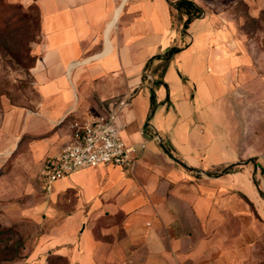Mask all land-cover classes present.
Here are the masks:
<instances>
[{
	"label": "crops",
	"instance_id": "crops-1",
	"mask_svg": "<svg viewBox=\"0 0 264 264\" xmlns=\"http://www.w3.org/2000/svg\"><path fill=\"white\" fill-rule=\"evenodd\" d=\"M32 1L36 110L17 120L48 129L23 133L43 135L34 157L57 154L74 122L122 98L115 125L139 157L131 174L100 166L53 182L45 192L60 222L43 239V260L67 257L57 227L76 213L74 264H264V199L247 163L258 152H244L228 130V101L254 70L235 50V24L206 11L182 33L169 0ZM171 47L179 50L159 74Z\"/></svg>",
	"mask_w": 264,
	"mask_h": 264
},
{
	"label": "rangeland",
	"instance_id": "rangeland-1",
	"mask_svg": "<svg viewBox=\"0 0 264 264\" xmlns=\"http://www.w3.org/2000/svg\"><path fill=\"white\" fill-rule=\"evenodd\" d=\"M203 6L204 12L215 14L222 23L235 24V50L247 54L245 66L254 69L239 87L237 101H228L226 113L233 142L244 152H258L247 163L255 165L253 180L264 199V0H203ZM39 33L38 10L32 0H0V264H74L70 261L82 227L76 213L60 224L56 236L71 251L63 253L67 257L48 254L43 260L47 254L43 239L60 222L59 214L50 219V208L58 206L45 192L46 158L34 157V153L40 155L35 143L43 135L23 133L48 129L35 125L31 118L29 122L26 117L17 120L22 112L36 110L31 66L35 60L32 45ZM20 127L14 136L12 132Z\"/></svg>",
	"mask_w": 264,
	"mask_h": 264
},
{
	"label": "built area",
	"instance_id": "built-area-1",
	"mask_svg": "<svg viewBox=\"0 0 264 264\" xmlns=\"http://www.w3.org/2000/svg\"><path fill=\"white\" fill-rule=\"evenodd\" d=\"M124 104L122 98L112 109L71 125L72 141L43 163L46 191L54 181L80 169L102 166L116 167L128 174L135 172L139 164L136 148L124 141L115 125L117 111Z\"/></svg>",
	"mask_w": 264,
	"mask_h": 264
},
{
	"label": "trees",
	"instance_id": "trees-1",
	"mask_svg": "<svg viewBox=\"0 0 264 264\" xmlns=\"http://www.w3.org/2000/svg\"><path fill=\"white\" fill-rule=\"evenodd\" d=\"M169 2H170V8L173 10V19L178 20V24L180 26L182 33L186 32L188 24L192 20L200 17L204 13V9L194 0H169ZM39 30H40V33H39L38 40L41 37L40 21H39ZM178 50L179 49L177 47H171L164 53V61L161 64L159 74H162L165 71L167 64L169 60L171 59L172 55ZM150 101H151V105L154 106L155 95H154L153 90H151L150 92ZM228 168L230 167H227L226 170ZM210 174H212V172Z\"/></svg>",
	"mask_w": 264,
	"mask_h": 264
},
{
	"label": "water",
	"instance_id": "water-1",
	"mask_svg": "<svg viewBox=\"0 0 264 264\" xmlns=\"http://www.w3.org/2000/svg\"><path fill=\"white\" fill-rule=\"evenodd\" d=\"M145 124H148L147 122L145 123ZM159 140H160V138H158ZM160 145H161V147L164 149V151L170 156V157H172L168 152H167V150L163 147V145L160 143Z\"/></svg>",
	"mask_w": 264,
	"mask_h": 264
}]
</instances>
